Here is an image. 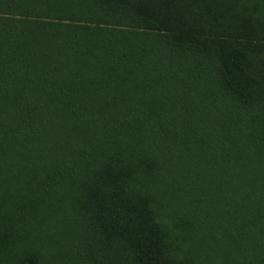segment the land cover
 I'll return each mask as SVG.
<instances>
[{
    "label": "trees",
    "instance_id": "obj_1",
    "mask_svg": "<svg viewBox=\"0 0 264 264\" xmlns=\"http://www.w3.org/2000/svg\"><path fill=\"white\" fill-rule=\"evenodd\" d=\"M0 264H264V0H0Z\"/></svg>",
    "mask_w": 264,
    "mask_h": 264
},
{
    "label": "rangeland",
    "instance_id": "obj_2",
    "mask_svg": "<svg viewBox=\"0 0 264 264\" xmlns=\"http://www.w3.org/2000/svg\"><path fill=\"white\" fill-rule=\"evenodd\" d=\"M206 34L216 35L214 32H207Z\"/></svg>",
    "mask_w": 264,
    "mask_h": 264
}]
</instances>
